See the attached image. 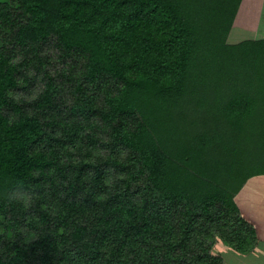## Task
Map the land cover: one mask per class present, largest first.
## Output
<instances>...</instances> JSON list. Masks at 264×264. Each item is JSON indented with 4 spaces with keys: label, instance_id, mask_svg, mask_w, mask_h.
I'll return each instance as SVG.
<instances>
[{
    "label": "trees",
    "instance_id": "16d2710c",
    "mask_svg": "<svg viewBox=\"0 0 264 264\" xmlns=\"http://www.w3.org/2000/svg\"><path fill=\"white\" fill-rule=\"evenodd\" d=\"M13 1L0 6V264L252 254L234 198L264 175V40L227 44L243 0ZM38 77L36 99L13 96Z\"/></svg>",
    "mask_w": 264,
    "mask_h": 264
},
{
    "label": "rangeland",
    "instance_id": "374dc122",
    "mask_svg": "<svg viewBox=\"0 0 264 264\" xmlns=\"http://www.w3.org/2000/svg\"><path fill=\"white\" fill-rule=\"evenodd\" d=\"M4 4H10L13 8L17 6V3L13 0H0V6ZM262 5L261 3L255 5L252 2L249 3L247 0L245 2L244 0L242 1L238 12L241 16L238 21L235 19L233 30L227 39L228 45L233 46L245 41L264 40V19L262 21L253 20L250 17L251 13L246 14L249 10L262 9ZM256 17H258V14H256ZM6 36L7 31H3L0 34V41L4 40ZM16 60H20V56ZM48 66L47 68H51L52 70V65ZM41 86V77H38L37 83H33L27 92H15L13 96L33 101L40 92ZM94 153L98 155L100 153L99 149L96 148ZM112 179L113 177L111 176L106 177V181ZM234 201L245 221L255 228L259 245L252 254L245 256L234 254L224 247L220 249L215 243L210 253L214 258L220 257L222 259L221 264H264V175L249 179L240 193L234 198Z\"/></svg>",
    "mask_w": 264,
    "mask_h": 264
},
{
    "label": "crops",
    "instance_id": "0c3cea01",
    "mask_svg": "<svg viewBox=\"0 0 264 264\" xmlns=\"http://www.w3.org/2000/svg\"><path fill=\"white\" fill-rule=\"evenodd\" d=\"M246 0H244L245 2ZM249 3L252 2L253 4H263L262 5V9L258 10V9H254L253 11H247V10H244V11H247L246 14L248 13H251L250 17L253 19V20H258V21H262L264 19V0H247ZM244 7V6H243ZM242 13V12H241ZM239 14V13H238ZM256 14H258V17H256ZM241 15L239 14L236 18V21L239 20V17Z\"/></svg>",
    "mask_w": 264,
    "mask_h": 264
}]
</instances>
